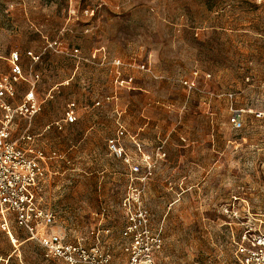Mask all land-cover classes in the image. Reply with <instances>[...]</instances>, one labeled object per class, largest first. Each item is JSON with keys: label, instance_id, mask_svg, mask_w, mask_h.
<instances>
[{"label": "rangeland", "instance_id": "obj_1", "mask_svg": "<svg viewBox=\"0 0 264 264\" xmlns=\"http://www.w3.org/2000/svg\"><path fill=\"white\" fill-rule=\"evenodd\" d=\"M28 50L40 55L29 131L53 230L91 240L101 222L117 238L125 158L141 174L144 158L156 263L235 264L233 241L264 231V0H0V75L10 52ZM72 102L77 121L65 124ZM27 124L16 120L12 137ZM14 231L12 243L0 230V264H62Z\"/></svg>", "mask_w": 264, "mask_h": 264}, {"label": "built area", "instance_id": "obj_2", "mask_svg": "<svg viewBox=\"0 0 264 264\" xmlns=\"http://www.w3.org/2000/svg\"><path fill=\"white\" fill-rule=\"evenodd\" d=\"M23 59L29 62L27 68ZM39 59L40 55L31 50L23 56L12 51L8 71L0 75V230L12 243L17 242L14 230L23 231L41 249L45 259L62 264H157L162 236L152 225V213L142 195L143 178L151 174L149 162L144 158V174L139 163L125 158L129 163L128 181L118 204L123 223L117 238L112 240L111 229L101 222L97 223L91 240L53 230L56 213L41 202L45 155L29 131L31 119L42 109L36 92L40 75L33 69ZM184 84L194 86L193 82ZM20 86L24 90L18 98ZM241 111L230 109L229 123L233 129L242 126ZM18 119L28 124L13 138V124ZM63 121L65 124L77 121L73 102L67 105ZM123 133L124 130H118V137ZM108 147L112 154L124 155L118 140H108ZM233 244L235 264H264V231L249 227ZM114 249L121 252L122 261L115 260Z\"/></svg>", "mask_w": 264, "mask_h": 264}]
</instances>
